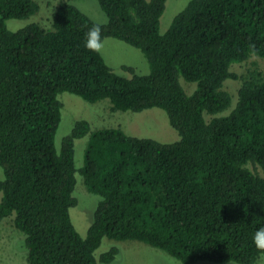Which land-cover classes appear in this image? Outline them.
Listing matches in <instances>:
<instances>
[{"label": "trees", "instance_id": "obj_1", "mask_svg": "<svg viewBox=\"0 0 264 264\" xmlns=\"http://www.w3.org/2000/svg\"><path fill=\"white\" fill-rule=\"evenodd\" d=\"M97 1L105 23L60 0L48 27L11 30L8 19L28 18L39 4L0 0V222L11 217L24 233L30 264L112 262L118 247L95 253L105 236L185 263L256 264L264 254V235L254 239L264 229V0H190L165 33L167 0ZM93 27L95 50L85 47ZM107 37L141 49L150 72L123 65L131 75L117 73L99 50ZM64 91L108 98L114 111L163 108L180 138L91 130L80 119L58 148ZM79 175L101 197L86 237L70 214Z\"/></svg>", "mask_w": 264, "mask_h": 264}, {"label": "rangeland", "instance_id": "obj_2", "mask_svg": "<svg viewBox=\"0 0 264 264\" xmlns=\"http://www.w3.org/2000/svg\"><path fill=\"white\" fill-rule=\"evenodd\" d=\"M36 1L39 4L37 13L28 18L8 19L6 22L8 28L17 30L31 22H38L48 27L52 19V13L60 0ZM69 1L97 22L105 23L107 21V16L97 0ZM189 1L167 0L166 9L161 17L160 29L162 33H165L170 28L175 15ZM99 50L107 64L121 75H131L123 70V65L135 67L136 72L139 74H148L150 72L149 62L142 50L123 40L107 37L99 43ZM229 84L232 89L236 88V82L233 81ZM58 98L63 104L62 117L56 134V145L58 148L63 137L71 132L75 122L80 119L87 120L90 123L91 130L110 127L121 128L130 135L152 138L165 143H171L180 138V134L171 126L168 114L163 108L151 107L141 111H114L111 109V101L108 98L91 102L80 95L68 91L60 93ZM87 139L88 137L85 136L76 141L75 158L78 166L83 164ZM4 177V169L0 163V179ZM73 194L77 199V204L70 209L71 218L79 233L86 237L88 229L93 222L94 211L101 197L88 190L83 177L80 175ZM2 196L3 192H0V201ZM9 218L0 222V264H30L24 243L25 235L13 225ZM112 246L119 248L117 257L112 262H101V264H217V262L211 260L185 263L166 251L143 241L135 239L118 240L108 236L103 238L101 245L95 252L96 256L99 258L102 253ZM256 264H264V254L259 257Z\"/></svg>", "mask_w": 264, "mask_h": 264}, {"label": "clouds", "instance_id": "obj_3", "mask_svg": "<svg viewBox=\"0 0 264 264\" xmlns=\"http://www.w3.org/2000/svg\"><path fill=\"white\" fill-rule=\"evenodd\" d=\"M93 35H98L97 30H96L95 27L89 29L88 33L86 34L85 47H87V48H92V49L95 50L96 45H94L93 42H92V36H93ZM261 235H264V229H260V230L256 233V235H255V237H254V239L256 240V242H257L258 245H259V237H260Z\"/></svg>", "mask_w": 264, "mask_h": 264}]
</instances>
